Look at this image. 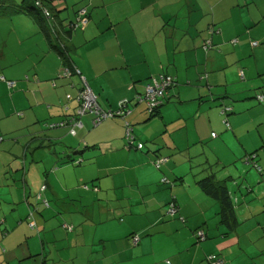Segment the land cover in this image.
<instances>
[{
  "label": "crops",
  "instance_id": "obj_1",
  "mask_svg": "<svg viewBox=\"0 0 264 264\" xmlns=\"http://www.w3.org/2000/svg\"><path fill=\"white\" fill-rule=\"evenodd\" d=\"M57 5L49 21L69 47L70 76L39 20L9 15L29 17L10 23L15 57L42 54L11 70L0 65L16 80L11 89L0 83V207L23 195L36 209L34 218L19 207L13 217L6 207L0 213V264H216L210 255L264 264V181L255 166L264 171V103L256 98L264 91V0ZM80 7L88 21L69 32ZM162 74L175 83L151 115L139 95ZM83 77L103 110L125 100L130 112L97 125L88 112L75 134L48 128L75 113ZM127 123L142 148L128 145ZM158 157L167 161L158 166ZM211 174L230 191L234 225L199 183Z\"/></svg>",
  "mask_w": 264,
  "mask_h": 264
},
{
  "label": "trees",
  "instance_id": "obj_2",
  "mask_svg": "<svg viewBox=\"0 0 264 264\" xmlns=\"http://www.w3.org/2000/svg\"><path fill=\"white\" fill-rule=\"evenodd\" d=\"M26 1H27V4H26L25 8H22V7L20 8V7L14 6V5L13 6L9 5L7 7L6 6L5 7L4 6H0V16L6 17V16H9L10 14H12L13 12L14 13L15 12L16 13H19V12H23L24 13L25 12V13H29V14L34 15V17H36L39 20L40 27L42 28L45 36L47 37V39L50 42V44L52 45V47L56 48L58 50V52L61 54V56L63 57V59H64V68H66V67L70 68L71 74H74L75 73V70H74L75 66H74V68L69 66V64H71V60H72V57H71V54H70V51H69V47L64 42H62L60 40V38H58V33L56 32L55 26H53L55 24L49 21V19H52L55 16H59V11L58 10H60L61 6H59L57 8L58 5L54 4V0H40V2L44 3V4L42 3V7L37 5V3H36L37 0H33V1L26 0ZM47 13H48V15H47ZM69 23H67L65 25V29H67L69 32H71L73 30V28L69 27V25H68ZM64 72H65V70H64ZM169 88L170 87H168V89ZM168 89H167V91H168ZM258 93H264V91H260ZM165 96H166V94L164 95V97L162 98L161 102L157 105V107L155 108L154 111L149 112L148 107H147V111L151 115H155V114H157L159 112L160 107H161V105L163 103V100H164ZM256 98H257V95H256ZM260 103H262V102H260ZM76 111H77V109H76ZM76 111L70 117L62 118L61 120L65 119V120L69 121L71 119V117L77 116ZM49 123H52V122H49ZM49 123L46 124L48 128H50V129L57 128V127H54V128L49 127L48 126ZM62 127H64V126H62ZM131 136L133 138L131 139V138L128 137V139H129V144L128 145L129 146H133L135 148H142L143 147V142L138 141L137 138L134 135H131ZM51 144L54 145L56 143H51ZM41 146H44V144L42 143ZM47 146L49 147V145H47ZM254 155H256V154H254ZM255 157L256 156L251 158L252 161L255 160ZM159 158H161V157H158L157 159H159ZM156 160L154 162H156ZM61 161H62V159H61ZM72 161L76 162V164H81L83 159L82 158L72 159ZM255 166L257 167V169L260 172L263 173V181H264L263 168H261V166H259V164H257L256 162H255ZM199 183L206 190L207 193L211 194L213 197L217 198L220 201V204H221V212L220 213H221L222 219L225 222H227L228 224L234 225V223L236 221V218H235L233 203H232V200H231V194H230V191L228 190L227 186L225 184H223L222 182L217 181L215 179L214 174H211L209 176H206V177L202 178L201 180H199ZM41 201H42V204L44 206H46V207L49 206V202L45 198H42ZM172 204L176 207V211H177L178 207L175 204V202L172 201L167 206V213L169 215H171V216H174L177 213L176 211L174 213L168 212V208ZM66 227L67 228H72L71 226H66ZM198 235H199V233H198ZM204 237H205V234H204ZM139 240H140V238L138 239V241ZM217 258L223 259V258L218 257V256H217ZM223 263H224V261H223Z\"/></svg>",
  "mask_w": 264,
  "mask_h": 264
},
{
  "label": "built area",
  "instance_id": "obj_3",
  "mask_svg": "<svg viewBox=\"0 0 264 264\" xmlns=\"http://www.w3.org/2000/svg\"><path fill=\"white\" fill-rule=\"evenodd\" d=\"M59 1L54 0V4L57 5ZM37 5L42 7V3L40 0H37ZM44 4V3H43ZM48 15V13H47ZM88 21V11L85 8H80L77 12V17L73 21H71L68 25L71 28H75L76 26L84 25ZM258 42H253V45H257ZM211 45V40H207L204 44V48L207 49ZM65 73L67 75L71 74L70 68L66 67ZM80 73V71H78ZM83 79V84L80 89V92L78 94V102L79 105L77 107V116L71 117L69 121L63 119V120H58L52 123H49V127H62V126H69L70 127V133L75 134L76 129L75 127L77 125H80L81 122L79 120V117L81 115H84L88 112L94 113L95 118H94V123L97 125L101 123L103 120L107 119L108 117H114L117 115L120 116H125L126 113L130 112V109L128 107V103L125 100H122L120 102V106L117 111H106L101 108L97 101V97L94 94L91 86L89 85L87 79L85 77ZM175 83V78L174 76L168 75V74H162L159 77H154L150 82H148L145 85V91L143 94L139 95L140 100H144L147 104L149 112H152L155 110L157 105L161 102L162 98L167 92L168 87H171ZM9 85L14 87L16 85V82L14 81H9ZM257 99L264 103V93H258L257 94ZM131 125L127 123V135L129 138H133L131 135L132 128L130 127ZM215 136V133L213 134ZM167 161V158H159L156 160V164L160 166L161 164L165 163ZM176 211V207L172 204L168 208V212L174 213ZM199 235L203 238L204 237V232L200 231ZM139 237L135 236L134 242H138ZM209 258L213 260L216 264H221L223 263V259L217 258L216 255H210Z\"/></svg>",
  "mask_w": 264,
  "mask_h": 264
},
{
  "label": "rangeland",
  "instance_id": "obj_4",
  "mask_svg": "<svg viewBox=\"0 0 264 264\" xmlns=\"http://www.w3.org/2000/svg\"><path fill=\"white\" fill-rule=\"evenodd\" d=\"M31 1H33V0H31ZM5 2H6V4H11V2L20 4V5H22L23 3L27 4L26 0H9V1L6 0ZM70 2H74V0H70ZM15 18H27L28 19L29 17H26V15H22L20 17H18L17 15H14V16H11V17H9V16H6V17L0 16V62H1L0 65H1V67H4L5 70H11L13 68V66H14L13 62H17L16 64H20V63L23 64L24 62L25 63H29L30 61L28 60V62H27V58H29V59L31 58V59H36L37 60L39 55L42 54V52L37 51L35 54L32 53L31 55L25 56V59L22 58L23 55L19 56V58L15 57L16 52L19 51L17 49L19 46L17 45V43L15 42V39L13 38L12 31L9 32L10 23ZM62 59H63V57H62ZM19 60H21L20 63H19ZM63 69H65V68H63ZM66 76H70V75H66ZM26 78H28V76H26ZM14 79L10 78L9 76H5V74H0V83L4 82L9 89H11V87H12V86L9 85V81L16 82V80H14ZM135 102H137V100H135ZM135 102L133 103V106H134ZM145 106H146V112H147L146 103H145ZM36 145H40V144H36ZM36 145H35V149H36V151H38V153H40V152L44 153L45 152V149H46L45 147L36 146ZM42 174H43V177H46V173H42ZM32 178L34 180L38 179L37 177H32ZM38 186H39V184H38ZM5 188H7V187H5ZM23 200L24 199H23V195H22L20 197L19 201L12 202L11 200H7L10 203L3 202L4 206L0 207V213H2V211H4L5 207H6L7 209L10 210L9 214H12V217H13V216H16V213L18 212V209L20 208L19 211L21 213H23L24 210H26L25 213H28V215H29L28 217L29 218H34V213L36 212V209L33 207V205L29 206L27 204V202H24ZM37 203L38 202H36V204L34 206H37L38 205ZM11 207L14 209V211H11ZM48 208L49 207H46V209H48ZM52 208H54V207H52ZM30 222L33 223V221H30Z\"/></svg>",
  "mask_w": 264,
  "mask_h": 264
},
{
  "label": "clouds",
  "instance_id": "obj_5",
  "mask_svg": "<svg viewBox=\"0 0 264 264\" xmlns=\"http://www.w3.org/2000/svg\"><path fill=\"white\" fill-rule=\"evenodd\" d=\"M73 21V20H72Z\"/></svg>",
  "mask_w": 264,
  "mask_h": 264
}]
</instances>
